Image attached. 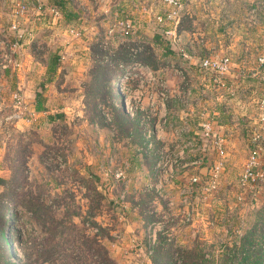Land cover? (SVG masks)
<instances>
[{
	"label": "rangeland",
	"instance_id": "obj_1",
	"mask_svg": "<svg viewBox=\"0 0 264 264\" xmlns=\"http://www.w3.org/2000/svg\"><path fill=\"white\" fill-rule=\"evenodd\" d=\"M19 1H5L12 5L8 15L2 14L9 16L11 28L7 21V30L0 33V232L6 231L11 241L5 250L0 237V264H109L107 257L114 264H148L123 248L124 223L141 220L148 242L146 224L158 219L156 250L146 255L153 264H264V194L255 195L264 184L245 193L239 185L241 169L234 167L224 179L228 143L224 158L217 157L211 150L203 153L208 144L187 140L192 132L181 131L191 106L185 98H199L201 86L198 60L180 53L185 48L201 57L240 54L246 38L251 42L247 57L264 53V0H179L177 5L62 0L59 17L47 11L57 6L53 1H42L44 12L33 23L29 15L36 0H26L28 10L17 13ZM127 21L130 26L124 28L121 23ZM73 22L82 28L77 29L80 35L68 30ZM13 25L24 30L21 38ZM18 40L21 45L15 46ZM31 55L38 59L31 69L41 74L33 80L40 97L49 98L53 86L61 88L62 111L56 108L58 99L51 98L46 112L38 113L31 104L34 97L23 94L20 71ZM14 59L19 65L11 63ZM181 69H187L188 80ZM258 81L253 93L240 92L236 85L228 96L221 89L239 127L240 136L229 142L240 143V165L250 151L246 134L260 121L264 85ZM161 87L168 90L166 100L157 93ZM148 92L157 104L170 107L167 116L175 121L169 126L171 140L148 135L161 134L165 118L159 105L147 111L148 96L143 103L141 98ZM57 113L62 116L51 119ZM101 135L110 142L102 143ZM182 161L199 175L201 183L190 188L201 189L204 200L197 202L193 190L192 202L169 208L165 189L171 182L160 191L155 186ZM219 161V182L213 186ZM166 192L168 199L163 198ZM143 238L134 236L130 243L135 246ZM171 238L178 239L177 245ZM172 243L174 255H168Z\"/></svg>",
	"mask_w": 264,
	"mask_h": 264
},
{
	"label": "crops",
	"instance_id": "obj_2",
	"mask_svg": "<svg viewBox=\"0 0 264 264\" xmlns=\"http://www.w3.org/2000/svg\"><path fill=\"white\" fill-rule=\"evenodd\" d=\"M5 1L6 2L7 1H16L17 2L18 0H0V33L7 30V27L6 26H8V25H6V22L8 21V24L10 23V21L8 20V19H10L9 16H8V18H6V17L4 18V16L2 15V14L8 15V11H10V9H8V7L9 6H12V5L6 4ZM42 1L44 3L47 2L48 4L49 3L51 4V2L53 0H42ZM4 3H5V5H4ZM32 9H33V11H31V14L29 15V17L31 18V21H32L31 23L35 22L36 16L40 14V12L38 11L37 7L33 6ZM74 13H76V12L74 11ZM78 13H80V12H78ZM23 15H24L23 16V21L24 20L26 21L28 19V15L27 14H23ZM68 27H69L68 28L69 31H70L71 28H74V29H82V28H79L78 26L74 25V22H73V25L69 24ZM10 28L11 27H10V24H9V29ZM240 44H241V42H240ZM240 44H239V46H240ZM249 46H251V42L249 41L248 38H246V40L243 42V46H241V49L244 48V50L246 52L244 51V52H242L240 54L239 53L229 54V52H228L226 55L229 54L231 56L233 62L235 63V67L233 68V72H232V75H231L230 82H232L234 86L237 85V86H239V88L241 90H243V91H240V92H244L245 91V92H248V93H250V92L253 93L254 91L257 90L255 87H259L258 84L260 83V81H258V79L262 80L263 81L262 84L264 85V68L258 64V62H257V57L258 56L256 58L253 57V56H248L247 57V49H248ZM232 49L234 50V47ZM217 53H211L209 55H206L205 57L211 56L212 54H217ZM198 58H202V57L201 56H198ZM29 59H30V61L27 62L26 67L24 66L25 68L22 71H20L21 72L20 73V76L22 78V85H23L21 87V89H22V92H23L24 95H32L34 97L33 100H32V103H31L32 105H34L33 106V110H35L38 113H40V112H46L47 103L52 98L53 101L55 99H58V103H56V105L58 107H56V108H58L60 111H62L63 108H61V105L64 102H62L60 100L61 94L63 92L61 88H58L57 89V88H55L53 86L51 92H49V94H48L49 98H44L42 96L41 97L40 96L37 97V93L40 92V87L35 86L33 80H34L35 77L41 78V74H39L38 71H35V69H31V65H32L31 63H33L35 61V59H36V61H38V59H37V57H33L32 55L29 57ZM254 62H255V64H254ZM252 64H254V65H252ZM239 66H241V67H239ZM240 69H243V71L240 72ZM59 70L60 69H58V71ZM41 73H43V72H41ZM197 75H199V74H197ZM255 83H256V86H255ZM221 89L224 90V92H225L224 95H228L229 96V91L230 90H228V88L223 87ZM50 93H52L51 97H50ZM220 94H221L220 97H216L215 95H211L210 94L208 96V98H209L208 100L209 101H207V106L210 108V110H211L212 113L215 112L217 114L218 120L222 124L223 129L224 130L227 129V132H228L227 133V135H228L227 136L228 137L227 154L229 155L228 156L229 157V161H227V168L225 170L227 176H225L224 179L229 180L228 179L229 172L234 167L239 168V169H241L243 171V166H245V164L240 165L239 161L236 160V156L240 152L239 151L240 143H239V145H237L238 142H232V141L229 142V140L231 138L238 137V135L240 136V133H239L240 131L238 130L239 127H238L235 119H234L235 122L232 121L233 118H234L233 117L234 114L232 115V111L230 110V108H231L230 103H227L226 102L228 99L227 98H224V102H223V100H222V98H223V95H222L223 92L220 91ZM143 96L144 97L141 98L142 103L146 99V96H148V103L147 104L149 106L147 105V107H148L147 108V111L149 112V114L158 105L161 107V109L162 108L164 109V113H165L164 115H165V117L170 113V107H168V104L163 103V102H159V104H157L155 102L156 99L154 98V94H152L151 92H148L147 95H145L143 93ZM263 97H264V95H263ZM257 99H255L254 101L257 102ZM261 99L258 100V103L261 101ZM229 100H231V98ZM38 104L41 106L40 109H36V106ZM163 109H162V111H163ZM197 110H198V108H196V111ZM257 110H258V108H257ZM52 115H54L56 117V119L57 118H60L62 116L61 113L52 114ZM228 116H229L230 120L227 119ZM234 123L236 124V127H233V124ZM158 125H159V123L156 124V128H157ZM229 125H231V127H230L231 129L229 128ZM196 127H197V122L196 123L195 122L192 123L191 129H193V131H192L193 134H195V128ZM162 128H163V130L161 131V134H159L158 131H155L156 134L153 135V138L155 139V136L158 135L159 137H162L163 140H166V141L167 140H171V137H172L171 134H170V132L172 133L171 128L168 127V126H166V125L163 126ZM176 128H178V127H176ZM228 129L231 131L230 134H229V130ZM244 133L246 134V131L243 132V134ZM230 135H231V137H230ZM246 136L248 137V133L246 134ZM185 137L187 139H190V137H191V139L193 138V136H185ZM107 138L108 137H103L101 135L100 140L102 141V143L103 142L109 143L110 141ZM235 141H237V140H235ZM127 144L129 146H131V142L130 141H128ZM135 144L137 145V143H135ZM137 149L138 148H136V151H137ZM133 152H135V150H133ZM182 153H184V152H182ZM203 153H204V150H203ZM200 154H202V151L200 152ZM260 160H261V163H262V165L264 167V158H261ZM187 166H188V162H184V161L181 162V166H178V168L175 170V173H174L175 176L173 178V181H171L170 185L167 187V191H170V197H169V199L167 201V206L169 208L174 207L178 203L179 204H186L188 199H189L190 202H192V196L193 195L191 193H193V190H196L194 192L197 195V197H196V201L197 202L198 201H201V200L202 201L204 200L203 199V196H202L203 193L201 192L202 191L201 189H200L201 190L200 191L198 187H196V188H190L191 185H199V184H197V183L192 184L191 183V181H190L189 178H191V176L197 175V174L191 173V171L188 170V167ZM132 172H135V174H136L139 171L138 170H135V171H132ZM240 173L238 174V176L240 175ZM229 177H231V176H229ZM222 179H223V177H222ZM232 179H233V177L231 178V180ZM234 182H235V184L237 186L238 185L237 184V178L234 180ZM230 183H231V181H230ZM217 185H218V183H217ZM128 186L127 187L124 186L122 189H125L126 188L127 190H129L130 187H128ZM247 191H250V190H245L244 192L246 193ZM263 192H264V189L258 190V191L255 192V195L257 197L258 196L259 197H262L263 194H264ZM181 195L186 196V197H183V200H181L182 199ZM198 195H200V197ZM179 222H177L176 224H178ZM142 224L143 223H142L141 220H140V222L139 221H134V222L131 221V222H128V223L127 222L124 223L125 228H124V232H123V240H124L123 241V248L124 249H128L127 250V251H129L128 255H133L135 257L142 255L143 257H145V260L148 261L147 262L148 264H153V263L150 262V259H148L147 256H146V255H148V253H147V249H148L147 244H148V242H146V239L143 238V235L145 233H144V228H143V225ZM213 224H214V222H213ZM134 236H136L138 239L143 238L142 241H139L138 242V244L141 245V247H139V249L136 248V247H134L130 243V238H132ZM171 241H173L176 245L178 243V239H172ZM156 244L153 246V253L156 250V247H155ZM175 244L172 243V246L169 247V249H168V255H174L173 249H174V247H176Z\"/></svg>",
	"mask_w": 264,
	"mask_h": 264
},
{
	"label": "built area",
	"instance_id": "obj_3",
	"mask_svg": "<svg viewBox=\"0 0 264 264\" xmlns=\"http://www.w3.org/2000/svg\"><path fill=\"white\" fill-rule=\"evenodd\" d=\"M168 4H174L177 5L179 4V0H165ZM26 0H21L17 3L18 8L16 9L17 13L19 12H25L28 10V3H26ZM37 3V9L42 14L44 12L43 8V3L42 0H36ZM48 9L47 11H50L51 14L54 17H59L61 14L60 8L57 6H47ZM174 14H177L176 11H173ZM172 15V14H171ZM170 16V13H169ZM124 28L129 27L130 23L127 21V23L122 22L121 23ZM13 28L16 29L17 32V37H22L24 34V30L21 27H17L16 25H13ZM71 32L75 35H80V31L74 28H71ZM128 32V29L126 30ZM174 33V38L172 37L173 40H175L177 36L176 29L172 32ZM22 40V39H21ZM18 40L15 43V46H20L21 43H19ZM172 42V41H171ZM135 52L138 51V49L134 50ZM183 55V58L187 60H191V58H195L198 60L196 67L198 68L197 72L199 73L200 76V86L201 88L199 89V93L201 96L199 98H192L188 99L185 98L186 102L191 106L187 108L189 113H187V116H195L199 119L197 121V127L195 128V134H193L192 141H201L203 144H208V146L205 145L203 150H211L213 151L217 157L224 158L226 155V144L228 142V135L226 134L225 130L222 127V124L218 120L217 114L214 112L212 113L210 108L207 106V101H208V96L210 94L215 95L216 97H220V91L221 88L226 87L228 88L229 95H233L236 91L233 88V83L230 82L231 80V75L233 72V68L235 67V63L233 62L231 56L228 55H223V56H207V57H202L198 58V56H194L192 54H189L185 48H181V52ZM257 62L260 66L264 68V53L259 54L257 57ZM11 63L15 65H19V61L17 59L11 60ZM243 69H240V72H242ZM181 77L184 79L188 80L189 73L187 72V69H181ZM150 70V74H151ZM128 77V75H127ZM189 94H193V92L190 91V89L187 90ZM168 92V90H166ZM164 91V89L161 87L160 91L157 92L159 93L162 97V99L168 98L167 93ZM14 97L16 100H20L21 97L15 92ZM207 98L206 100L203 99ZM197 103V107H194L193 104ZM260 107L262 108V111L259 114V119L260 121L258 122L259 124L255 127L252 126V128L249 129V135H248V144L250 145V151H249V156L247 158L245 168L241 175L239 176V185L241 187V190H251V188L254 185H261L264 184V167L261 163V158H264V97L261 99ZM191 107V108H190ZM195 108H198L196 111ZM166 123V117L163 119V126H165ZM156 128V126H155ZM155 130V129H154ZM181 131L184 133H191L193 129H191V124L187 119H184L182 122L181 126ZM149 137L153 136L149 132ZM160 137L157 135L155 136V139H159ZM190 140V139H187ZM159 163V161H158ZM223 162L219 161L214 164L213 168V177L211 184L216 185L218 183L217 177L219 170L222 166ZM156 170V169H155ZM212 170V169H211ZM158 171V170H156ZM159 173V172H156ZM164 173V172H163ZM166 178L165 179H160L159 183L156 184L155 189L158 191L161 190L163 183L167 184L171 181L175 176V172L173 170L165 171ZM160 175H164L162 173H159ZM211 174V171H210ZM190 181L192 184H200L201 180L199 175H193L190 178ZM203 187V186H202ZM156 190V191H157ZM167 191V189H165ZM167 195L165 194L163 198L168 199V192H166ZM241 197V196H240ZM168 201V200H167ZM162 224V220L158 219L156 222H153L152 224H147V236H148V249L147 253L148 255L153 254V246L157 242V238L159 236L158 231L160 230V225ZM158 233V234H157ZM163 234V233H162ZM167 236V235H166ZM170 240V238H169ZM136 248L139 249L141 247L138 242H136L135 246Z\"/></svg>",
	"mask_w": 264,
	"mask_h": 264
},
{
	"label": "trees",
	"instance_id": "obj_4",
	"mask_svg": "<svg viewBox=\"0 0 264 264\" xmlns=\"http://www.w3.org/2000/svg\"><path fill=\"white\" fill-rule=\"evenodd\" d=\"M52 5H57V7L58 8H60V11H63L64 10V2L62 1V0H53V4ZM173 50V49H172ZM175 51V50H174ZM57 59H58V57L57 58H55L50 64H49V71H54V69H55V65H56V62H57ZM40 96V93L38 92L37 93V97H39ZM41 108V106L38 104L37 106H36V109H40ZM51 119H56V117L53 115V116H51ZM185 119H187L189 122H190V124L192 125V123H196L199 119L196 117V115L195 116H192V115H190V116H185ZM183 120H184V118H183ZM183 120H182V122H183ZM172 122H174L175 123V121L174 120H172V119H170L168 116H166V123H165V125L166 126H168L169 127V125H171V123ZM0 237H1V239H2V244H3V247H4V249L5 250H7V247H6V243L8 242V244L9 243H11V241H10V239H8V237H7V234H6V231H1L0 232ZM107 262H109V264H114V263H111V259L109 258V257H107Z\"/></svg>",
	"mask_w": 264,
	"mask_h": 264
}]
</instances>
